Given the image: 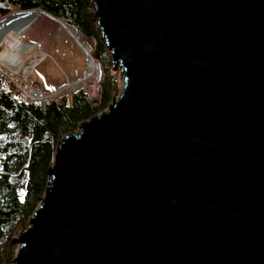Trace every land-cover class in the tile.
<instances>
[{"label": "water", "instance_id": "obj_1", "mask_svg": "<svg viewBox=\"0 0 264 264\" xmlns=\"http://www.w3.org/2000/svg\"><path fill=\"white\" fill-rule=\"evenodd\" d=\"M92 3L124 90L57 144L13 264H264V0Z\"/></svg>", "mask_w": 264, "mask_h": 264}, {"label": "trees", "instance_id": "obj_2", "mask_svg": "<svg viewBox=\"0 0 264 264\" xmlns=\"http://www.w3.org/2000/svg\"><path fill=\"white\" fill-rule=\"evenodd\" d=\"M13 7L40 8L76 26L86 36L96 35L88 12L90 0H0L2 14L7 15ZM96 58L100 59L97 54ZM1 85L0 75V264L6 248L1 241L10 246L16 226L28 222L40 205L57 144L99 111L84 91L72 94L71 104L61 97L44 106L26 105L15 102ZM101 90L103 105L110 89L107 91L106 86L105 92Z\"/></svg>", "mask_w": 264, "mask_h": 264}, {"label": "rangeland", "instance_id": "obj_3", "mask_svg": "<svg viewBox=\"0 0 264 264\" xmlns=\"http://www.w3.org/2000/svg\"><path fill=\"white\" fill-rule=\"evenodd\" d=\"M90 4H91V8L88 10V12L92 18L94 32L96 34L94 35V37L86 36V34L83 33L76 26L70 25V23L67 22L66 20L60 19L63 25L65 24L64 26H67L70 29L71 31L70 33L62 27L61 25L62 23L58 21L59 19L57 20L55 18L49 17L51 22L48 23V21L46 20L47 18L46 16H43L42 20L39 21L37 24H35V26H32L31 28L27 29L24 32L23 36L24 39L27 40L30 44L31 43L36 44L38 47H41V49L45 53L50 55V57L35 70V73L30 75V78L32 80L40 81L39 83H31V84L40 86L41 83V85L48 91H53L54 89L59 87H62L61 89H65L68 85V82H75L80 77H82V75L86 71L87 65L89 68V64L87 63V55L89 54L87 49L85 48V45L87 46L85 42L83 43L84 47H81L80 38L83 36V38H85L86 40L88 39L87 41H90L89 39H91V41L94 43V48L92 50L94 52H91L90 55L92 57L93 54V58L96 60V63L97 62L100 63L101 80L99 81L100 87L98 88L100 97L101 95L102 97L104 96V93L102 94L101 89H103V92H105L106 86L108 87L107 91H109L110 89V94L108 93L109 95L107 102H105V104L103 105H101L100 103L102 102L103 98H101V100H99L97 104L94 105L92 103L93 101L91 100V97H89L86 94L90 104L93 107L99 108V111L97 112L96 115L99 116L101 113L108 111L113 101L117 100L122 95L125 85V78L121 72V68L118 66L115 69V66L112 63L111 51L108 49L105 40L102 38V35L98 30V24H97V19L94 16L95 9L92 0H90ZM19 11H21V9L17 7H13L9 10V13L7 15L2 14L1 11H0V15L2 17H8L14 14L15 12H19ZM44 12L51 15L46 11ZM9 22L13 23L16 22V20L10 19ZM13 35L14 32H12L10 36H8L7 38L8 42ZM82 48H84V50ZM96 54L97 56L100 57V59L96 58ZM99 76L96 75L97 78H99ZM72 93H73L72 91L69 92L65 90V93L63 95L53 94L49 99V101L57 100L61 97H66L69 101V104H71ZM6 94H9L13 97L11 93H6ZM80 127L81 124L77 129L78 132L80 131ZM28 227H29V221L28 222L25 221L23 224L16 226L14 235H12L13 242L9 241L11 243L10 246L6 241H1V244L6 247L5 250L3 251V255L1 254L2 264H13V260L15 256L18 254L20 250V243L19 242H18L19 244L16 243V240L19 238L20 232L23 230H27Z\"/></svg>", "mask_w": 264, "mask_h": 264}, {"label": "bare ground", "instance_id": "obj_4", "mask_svg": "<svg viewBox=\"0 0 264 264\" xmlns=\"http://www.w3.org/2000/svg\"><path fill=\"white\" fill-rule=\"evenodd\" d=\"M43 16H46L48 18V19L46 18L47 20H49V17L50 18L52 17V15L50 16L44 11L39 9L26 10L23 13H14L8 16L7 21L4 23L3 26L0 27V54H6V58L0 59V62L7 64L12 69L14 68L17 72L18 79L20 80L21 83L39 82L37 80L35 81L32 80L30 78V75L35 73V70L50 57V55L45 53L43 50H42L43 52H39L37 55L34 56L31 51L32 47L38 48V46L32 43L30 44L27 40L24 39L23 36L24 32L27 29L31 28L32 26H35V24H37L39 21H41ZM10 19L11 20L15 19L16 22L10 23L9 22ZM61 25L66 31L71 33L70 29L67 26H64L63 24ZM12 32H14V35L12 36V38H10L8 42L7 38L8 36L11 35ZM87 40L82 36L80 38V45L81 47H84L83 43L85 42L87 44V46L85 45V48L87 49L89 54L87 55V63L89 64V69L91 72H94L97 76L100 75L99 78H97L96 81L93 82V83H97L95 95L91 99L93 101L92 103L95 105L99 100H101L100 93L98 92V88H99L98 85H99V81L101 80L100 63L98 62H97L98 64L96 63V60L93 58V54L91 57L90 55L91 52H94L92 51L94 48V43L91 41V39H89L90 41ZM82 49L84 50V48ZM40 58L43 59L42 61L38 62L37 59ZM34 89L38 90V87L34 86Z\"/></svg>", "mask_w": 264, "mask_h": 264}, {"label": "built area", "instance_id": "obj_5", "mask_svg": "<svg viewBox=\"0 0 264 264\" xmlns=\"http://www.w3.org/2000/svg\"><path fill=\"white\" fill-rule=\"evenodd\" d=\"M25 11H19L15 13H23ZM7 21V17H2L0 15V27L4 25ZM33 55H37L39 52H43L40 47L35 48L32 47ZM43 58L37 59L38 62L42 61ZM93 60V59H92ZM33 68V67H32ZM0 75L2 77V86L1 89L6 93H11L13 95V99L15 102L19 104H38L41 105L48 104L50 101L49 99L53 94L56 95H63L65 90L72 91L76 93L78 91H84L89 97L95 95V90L97 88V83H93L96 81V74L91 72L90 69L87 67L85 73L75 82H68V85L65 89H61L62 87L56 88L53 91L46 90L40 83L39 85H33L29 83H21L18 79L17 72L13 68H10L7 64L0 62ZM40 82V81H39ZM37 82V83H39ZM34 86L38 87V90L34 89ZM100 87V85H98ZM72 93V94H73Z\"/></svg>", "mask_w": 264, "mask_h": 264}, {"label": "clouds", "instance_id": "obj_6", "mask_svg": "<svg viewBox=\"0 0 264 264\" xmlns=\"http://www.w3.org/2000/svg\"><path fill=\"white\" fill-rule=\"evenodd\" d=\"M6 58V54H0V59Z\"/></svg>", "mask_w": 264, "mask_h": 264}, {"label": "crops", "instance_id": "obj_7", "mask_svg": "<svg viewBox=\"0 0 264 264\" xmlns=\"http://www.w3.org/2000/svg\"><path fill=\"white\" fill-rule=\"evenodd\" d=\"M52 18H54V17H52ZM47 20V19H46ZM48 21V23H50L51 21H50V19L49 20H47ZM32 44H34V43H32ZM34 45H36V44H34Z\"/></svg>", "mask_w": 264, "mask_h": 264}]
</instances>
